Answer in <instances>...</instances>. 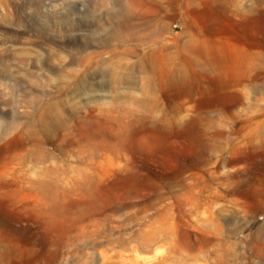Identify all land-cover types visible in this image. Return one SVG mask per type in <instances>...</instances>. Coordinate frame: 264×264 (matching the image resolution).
<instances>
[{
    "label": "rangeland",
    "instance_id": "obj_1",
    "mask_svg": "<svg viewBox=\"0 0 264 264\" xmlns=\"http://www.w3.org/2000/svg\"><path fill=\"white\" fill-rule=\"evenodd\" d=\"M0 264H264V0H0Z\"/></svg>",
    "mask_w": 264,
    "mask_h": 264
}]
</instances>
